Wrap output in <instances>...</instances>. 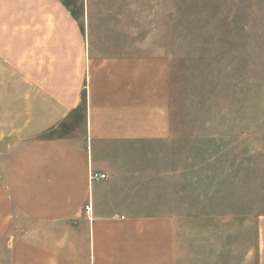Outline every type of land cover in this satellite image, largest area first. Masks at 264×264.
Wrapping results in <instances>:
<instances>
[{"label": "crops", "instance_id": "obj_1", "mask_svg": "<svg viewBox=\"0 0 264 264\" xmlns=\"http://www.w3.org/2000/svg\"><path fill=\"white\" fill-rule=\"evenodd\" d=\"M176 1L80 0L75 18L59 0H0V146L14 149L0 175V264H183L181 216L152 213L138 191L149 183L137 145L172 136ZM81 110L80 130L55 135ZM90 169L107 178L90 184ZM210 229L192 231L193 264L215 258ZM256 237L264 264L263 215Z\"/></svg>", "mask_w": 264, "mask_h": 264}, {"label": "rangeland", "instance_id": "obj_2", "mask_svg": "<svg viewBox=\"0 0 264 264\" xmlns=\"http://www.w3.org/2000/svg\"><path fill=\"white\" fill-rule=\"evenodd\" d=\"M79 17L80 0H59ZM165 29L184 40L168 59L172 136L137 145L152 213L181 216L183 264H193L192 231L211 228V264H257L256 220L264 216V0H177ZM83 127L82 110L55 135ZM14 149L0 146L1 167ZM200 200V201H198ZM181 218V219H180ZM198 261V262H197ZM206 264L207 260H197Z\"/></svg>", "mask_w": 264, "mask_h": 264}, {"label": "built area", "instance_id": "obj_3", "mask_svg": "<svg viewBox=\"0 0 264 264\" xmlns=\"http://www.w3.org/2000/svg\"><path fill=\"white\" fill-rule=\"evenodd\" d=\"M106 178H107L106 174L95 172V171H93L91 169L88 172V180H89L90 184L93 183V182L104 180ZM83 210H84V212L86 214L91 211V207H90V203L89 202H88L87 205L84 206Z\"/></svg>", "mask_w": 264, "mask_h": 264}]
</instances>
